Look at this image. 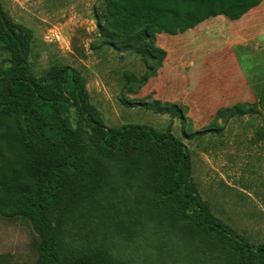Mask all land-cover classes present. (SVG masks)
Returning a JSON list of instances; mask_svg holds the SVG:
<instances>
[{
    "label": "rangeland",
    "instance_id": "obj_1",
    "mask_svg": "<svg viewBox=\"0 0 264 264\" xmlns=\"http://www.w3.org/2000/svg\"><path fill=\"white\" fill-rule=\"evenodd\" d=\"M105 2L0 0V5L12 23L31 30L27 64L32 75L68 65L84 79L88 102L107 127L133 123L161 133L169 130L189 150L188 180L210 213L245 242L264 243V25L258 20L263 9L250 17L258 26L256 21L249 24L247 16L232 25L217 16L177 35H156L165 55L147 75L152 62L141 54L105 45L91 49L103 39L99 24H104ZM228 34L233 35L231 44L224 38ZM9 64V52L0 47V67ZM125 72L136 79L146 74L147 79L141 84L128 81ZM153 101L176 108L158 113L142 104ZM237 104L254 113L229 118L221 114ZM66 118L79 131L85 153L113 168V178L102 190L62 223L61 247L66 252L77 255L102 248L134 264H228L219 257L230 255L234 241L204 235L177 207H171L174 221L169 216L170 222L161 216L150 220L145 212L164 211L157 196L158 176L117 171L122 160H110L99 150L78 110L70 108ZM204 130L209 132L189 138ZM38 242L27 218L0 217V264H34ZM232 254L237 255L236 250Z\"/></svg>",
    "mask_w": 264,
    "mask_h": 264
},
{
    "label": "trees",
    "instance_id": "obj_2",
    "mask_svg": "<svg viewBox=\"0 0 264 264\" xmlns=\"http://www.w3.org/2000/svg\"><path fill=\"white\" fill-rule=\"evenodd\" d=\"M261 2L106 0L101 15L104 24H99L103 39L91 49L105 45L141 54L143 60L152 62L147 68L150 75L165 55L156 45V35H177L217 16L236 21ZM31 38V30L12 23L0 5V47L10 54V64L0 67V217L22 216L30 221L39 236L34 264H134L102 248L72 255L61 247L62 223L113 178L108 161L85 153L79 131L67 121L70 108H76L92 130L99 150L110 160H122L117 171L128 176H158L157 196L164 211L155 213L150 208L145 216L174 221L175 209L171 207H177L201 227L204 235L234 241L236 248L220 259L228 264H264V243L245 242L214 217L189 182L190 154L181 140L169 130L161 133L147 125L107 127L96 107L88 102L84 79L72 67L52 66L38 77L31 74L27 64ZM124 75L138 84L147 79L146 74L139 79L131 72ZM142 104L158 113L176 108L158 101ZM248 113H254L253 108L244 104L221 112L226 118ZM206 132L209 130L195 131L189 138ZM235 250L237 255L232 254Z\"/></svg>",
    "mask_w": 264,
    "mask_h": 264
},
{
    "label": "crops",
    "instance_id": "obj_3",
    "mask_svg": "<svg viewBox=\"0 0 264 264\" xmlns=\"http://www.w3.org/2000/svg\"><path fill=\"white\" fill-rule=\"evenodd\" d=\"M260 6V7H259ZM263 9V11H264V0H262V2L258 5V6H256V7H254V8H252L251 10H249L245 15H243L240 19H238V20H236V21H234V22H240L242 19H243V17L245 16H247V18H249V20H250V17H254L255 18V14L254 13H259L258 11L260 10V9ZM259 21H261L262 22V25H264V14H263V16L262 17H260V19H258ZM254 21H256V24L255 25H257V22H258V25H259V21H257V20H255V19H253V20H250L248 23L249 24H251L252 22H254ZM233 24V21H231V23H230V25H232ZM257 25V26H258ZM257 26L256 27H254V29H256L257 28ZM263 30H264V28H263ZM225 39H228V41H230V44H231V42H232V40H233V35L232 34H228V35H225V37H224ZM220 51H225V49H223L222 47H221V49H220Z\"/></svg>",
    "mask_w": 264,
    "mask_h": 264
}]
</instances>
